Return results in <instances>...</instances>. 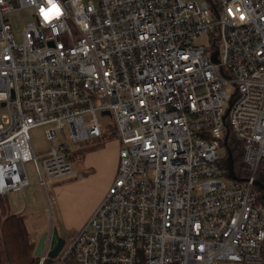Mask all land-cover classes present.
<instances>
[{
    "label": "built area",
    "instance_id": "built-area-1",
    "mask_svg": "<svg viewBox=\"0 0 264 264\" xmlns=\"http://www.w3.org/2000/svg\"><path fill=\"white\" fill-rule=\"evenodd\" d=\"M56 2L45 23L47 0H0V198L29 184L27 162L44 189L75 174L70 144L107 125L119 150L99 204L37 264H264V0ZM226 128L244 178L223 168Z\"/></svg>",
    "mask_w": 264,
    "mask_h": 264
},
{
    "label": "rangeland",
    "instance_id": "rangeland-1",
    "mask_svg": "<svg viewBox=\"0 0 264 264\" xmlns=\"http://www.w3.org/2000/svg\"><path fill=\"white\" fill-rule=\"evenodd\" d=\"M30 18L29 11L17 10L9 15V21L17 40H19L20 30ZM196 41L208 45L210 43L204 35L198 36ZM228 92L229 94L234 92L232 85L228 87ZM99 118L103 119L106 123L110 120V117L107 115H99ZM44 129L45 125H35L29 131L33 149L40 156L39 160L42 159V154L46 153L49 148L48 141L44 136ZM111 130H113V126L107 125V128L102 130L106 134L105 136L96 140H90L86 144L77 145L79 147L84 146V148L85 146H90L94 147V149H99L106 143L107 148L111 150L115 142V137L111 134ZM70 146L76 147V145L72 144ZM224 152L225 147H220L219 153L223 155ZM80 157H77L75 153L73 154L74 165L78 162L77 160L81 159ZM109 163L110 160L106 162L104 167H97L95 172L92 168H87L83 173L79 171L77 174L64 177L60 181H56L52 186L44 189L38 182L33 164L27 162L24 164V168L29 184L23 191L8 193L2 201H6V205L9 201L12 212L25 215L26 227L35 240L38 241L43 233L47 234L46 237L49 235L52 237V232L55 230L59 237L64 240V245H66L72 240L77 230L86 222L90 206L101 191L106 167ZM92 172L94 174L89 177ZM78 177L84 179L82 183L68 188L64 187L57 191V187L75 182L78 180ZM87 177H89L88 180Z\"/></svg>",
    "mask_w": 264,
    "mask_h": 264
},
{
    "label": "trees",
    "instance_id": "trees-1",
    "mask_svg": "<svg viewBox=\"0 0 264 264\" xmlns=\"http://www.w3.org/2000/svg\"><path fill=\"white\" fill-rule=\"evenodd\" d=\"M80 144H86L80 143ZM90 149V148H89ZM94 149V147H91ZM227 149L231 152L235 174L244 178L249 169L243 161L244 149L242 143L229 131ZM88 148L75 151L77 157L82 156ZM0 198V264H37L38 255L35 254L37 240L28 231L25 215L14 213L7 202Z\"/></svg>",
    "mask_w": 264,
    "mask_h": 264
},
{
    "label": "crops",
    "instance_id": "crops-1",
    "mask_svg": "<svg viewBox=\"0 0 264 264\" xmlns=\"http://www.w3.org/2000/svg\"><path fill=\"white\" fill-rule=\"evenodd\" d=\"M83 143H85V142H83ZM86 143H88V142H86ZM104 144H105V146H104ZM104 144L99 149L98 148L91 149L90 146H85V148H88V150H86V152L83 153V155L80 157L81 159L77 160L78 162L75 164V168L77 170L75 174H77L79 171H80V173L81 172L83 173L87 168H92L93 171L95 172L97 167H99V166L100 167L101 166L104 167L106 162L108 160H110V163L106 167L105 178H104V182L102 184L101 191H100L99 195L97 196L96 200L90 206V210H89V213H88L87 217L91 214V212L99 204L100 200L102 199L104 193L106 192L107 188L111 184V182L113 180V177L115 175V170H116L117 161H118L119 143H118L117 139L115 138V142H114L113 148L111 150H109L107 148L106 143H104ZM79 145H76V147L74 148V150H73L74 152L71 155V159H72V156H73V154L75 153L76 150L81 149V148L84 147V146L79 147ZM89 147H90V149H89ZM93 174L94 173L92 172L89 177H91ZM71 177H73V176H71ZM89 177H87V180L89 179ZM77 179L78 180H76L75 182H72V183L65 184L63 186L57 187V191H58V189L60 190V189H62L64 187L68 188V187H71L72 185H76V184L82 183L83 180H84V179H81V177L80 178L78 177ZM57 182H58V180H57ZM8 205H9V201H8ZM9 208L12 211L10 205H9Z\"/></svg>",
    "mask_w": 264,
    "mask_h": 264
},
{
    "label": "water",
    "instance_id": "water-1",
    "mask_svg": "<svg viewBox=\"0 0 264 264\" xmlns=\"http://www.w3.org/2000/svg\"><path fill=\"white\" fill-rule=\"evenodd\" d=\"M216 54L217 53H215V55H214V59L216 58ZM229 103H231V102H229ZM225 115H226V113L223 115V119H224ZM227 137H228V128H226L225 136H224V140H223V143L225 145L227 143ZM223 168L226 170L227 175L230 178L237 179V177L235 175V172H234V169H233V159H232V155H231V152L228 149H227L226 157L224 159ZM256 184L263 190L262 191V196L264 197V183L261 184V183L258 182V180H256ZM46 235H47L46 233H43L40 236V238H39V240L37 242V246L35 248V254L36 255H39L40 249L43 246V243H44V240H45ZM63 243H64V240L59 237V235L57 234V232L55 230H53L52 237H51V250L49 251L48 255L50 257L55 256V254L61 248V246L63 245Z\"/></svg>",
    "mask_w": 264,
    "mask_h": 264
},
{
    "label": "clouds",
    "instance_id": "clouds-1",
    "mask_svg": "<svg viewBox=\"0 0 264 264\" xmlns=\"http://www.w3.org/2000/svg\"><path fill=\"white\" fill-rule=\"evenodd\" d=\"M47 2L50 7L45 10V15H42L45 23L52 21L54 18H59V16L62 14V9L59 7L56 0H47Z\"/></svg>",
    "mask_w": 264,
    "mask_h": 264
},
{
    "label": "snow or ice",
    "instance_id": "snow-or-ice-1",
    "mask_svg": "<svg viewBox=\"0 0 264 264\" xmlns=\"http://www.w3.org/2000/svg\"><path fill=\"white\" fill-rule=\"evenodd\" d=\"M41 14L45 15V10L44 9H41Z\"/></svg>",
    "mask_w": 264,
    "mask_h": 264
}]
</instances>
